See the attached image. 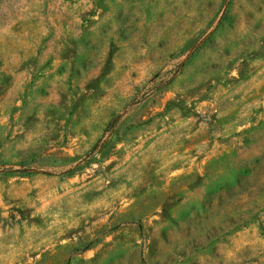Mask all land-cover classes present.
<instances>
[{
	"label": "rangeland",
	"instance_id": "obj_1",
	"mask_svg": "<svg viewBox=\"0 0 264 264\" xmlns=\"http://www.w3.org/2000/svg\"><path fill=\"white\" fill-rule=\"evenodd\" d=\"M0 264H264V0H0Z\"/></svg>",
	"mask_w": 264,
	"mask_h": 264
}]
</instances>
